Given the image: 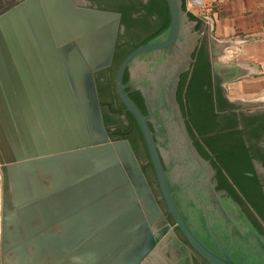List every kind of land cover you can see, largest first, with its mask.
<instances>
[{"label": "water", "instance_id": "water-1", "mask_svg": "<svg viewBox=\"0 0 264 264\" xmlns=\"http://www.w3.org/2000/svg\"><path fill=\"white\" fill-rule=\"evenodd\" d=\"M166 2L167 27L121 62L117 94L188 244L209 264H264V234L219 188L178 98L203 39L200 20L185 0ZM120 20L76 0H21L0 14L1 264H143L151 256L169 264L163 249L175 235L169 223L157 228L168 215L130 141L110 137L100 108L96 72L112 64ZM13 88L22 95V150L1 142L16 130L2 109Z\"/></svg>", "mask_w": 264, "mask_h": 264}, {"label": "flooded vegetation", "instance_id": "flooded-vegetation-1", "mask_svg": "<svg viewBox=\"0 0 264 264\" xmlns=\"http://www.w3.org/2000/svg\"><path fill=\"white\" fill-rule=\"evenodd\" d=\"M20 1L21 0H0V14L11 8L13 5H16ZM86 1L90 2L92 7L99 8V1ZM149 2L150 0H141L142 5ZM138 7L139 8L137 11L130 10V16L132 17L131 24L119 25V32L121 35H125L127 38L131 36H140L133 41H138L139 39L144 38L145 35L142 34V31H144L145 28L148 29L151 24H154L159 20V15L157 13L149 15L146 9L142 8L141 5ZM105 69L106 68L101 69L99 72H103ZM211 69L212 71L210 80L213 91V101L210 103L208 101V97L204 93L200 94V101L202 102L203 106L202 112L211 115L204 120V124L208 126L209 129L205 136H210L215 139V142L218 143V147H220L219 149H228V151L233 154H239L237 158H239L242 164L246 163L252 165V168L254 169L253 172L247 170H243L242 172L245 176L250 178L243 181L242 186L248 193V197L250 196L251 200L245 194H242L240 189L238 190V187L234 185L239 196H241L240 201H238L231 194L227 187H222L220 185V172L215 166L216 164H213L217 163L218 161V153L210 151L209 157L206 158L210 159L212 164L218 170L217 177L219 181V188H226L229 193L242 205L244 211L247 213L254 225L256 226L255 222L259 223L260 227L264 230V106L231 101L222 85L219 75L214 71L213 65ZM97 75L98 73H96V77ZM190 75L187 79L188 83L192 79ZM100 80L101 79L99 78V82ZM218 87L222 89L221 97L216 93ZM99 88L102 95V102L104 103V105H101L100 102L103 121L105 113L109 123L114 122L116 124L117 122L121 121L124 125H128L129 121L127 110L124 105V107H122V102L119 96L118 98L113 97L110 100L104 99L105 91L102 87ZM206 88L207 86H203V89ZM108 131L115 136L123 132L122 130H117V126H111L110 124ZM198 138H202V136H198ZM239 151L242 153H239ZM243 166L244 165H241V168ZM232 167L233 169H236L235 171H237L239 170L240 166H238L236 162ZM229 181L231 183V178H229ZM151 187L158 199V202L161 200L159 203L163 213L168 215L166 220L159 222L157 228H162L167 223H169L172 226V230L175 235V237L172 238L163 249V258L165 261H168L169 264H209L188 244L180 230L175 226L171 215L168 214L160 189L158 187L157 180L156 183H154V185L152 184ZM251 201L259 206L261 215L253 206ZM261 233L264 234V231ZM170 249H173L174 251L172 255H170Z\"/></svg>", "mask_w": 264, "mask_h": 264}, {"label": "trees", "instance_id": "trees-1", "mask_svg": "<svg viewBox=\"0 0 264 264\" xmlns=\"http://www.w3.org/2000/svg\"><path fill=\"white\" fill-rule=\"evenodd\" d=\"M99 3H105V6H99L101 9L106 10H113L118 11L121 13V20L120 24H131L132 17L130 16V10H138V6L141 5L142 8L146 9L148 14H155L157 13L159 15V20L156 21L154 24H151L148 29L145 28L144 31H142L143 34H145V37L142 39H139L138 41H126L125 43H121V40L123 39V35L118 32L117 36V42H116V48L114 51L113 61L111 66L106 68V71H110L113 74L112 79L114 80L116 72L121 64V62L124 60V58L135 48H137L142 43L146 42L148 39L152 38L153 36L160 33L162 30H164L168 23H169V12H168V6L166 0H150L149 3L142 5L141 0H117V1H99ZM191 14V13H190ZM191 16L194 19H197L198 17L191 14ZM202 20H200L199 28H201ZM194 63L191 66L190 71L184 73L181 78V82L179 85V91H178V98L182 105V109L184 112V115L187 117V123L189 127V131L191 135L193 136L195 140V144L198 147L199 151L204 155L205 157H209V152H216L217 154V163H213L219 170V181L220 185L222 187H227L231 194L240 201L241 196H239L236 188L237 186L238 190L242 192V194H245L248 197V193L245 191V189L242 186V182L250 179L247 176H245L242 172L243 170L247 171H254L251 164H242L237 158L239 154H233L228 151V149H219L218 143L215 142V139H213L210 136H205V134L208 132V126L204 124V120L211 115L206 114L202 112V102L200 101V94L204 93L208 97V101L211 103L213 101V91L211 87V71H212V63L211 58L208 52V49L204 43H200V46L194 53ZM99 72V71H98ZM96 72V73H98ZM191 74V75H190ZM191 76V81L188 83V77ZM96 85L98 90V95L100 98L101 105H104L102 102V95L100 93L99 88V78L96 77ZM112 80V81H113ZM129 80V73L126 72L124 77V82L126 83ZM108 85L111 87H114L115 84L111 82V78L108 79ZM203 86H207L206 89H203ZM129 91V89H127ZM217 95L221 97L222 89L220 87L217 88ZM130 97L138 104V106L142 109V111L146 114L147 110L144 104V99L138 90H134L129 93ZM114 98H118V95L116 94V91L114 93ZM207 100V99H206ZM120 101V100H119ZM121 103V102H120ZM122 107L123 104L121 103ZM205 111V110H204ZM128 114V125H117V130L123 131L121 134H118L117 136L112 135L110 133V137L113 140L116 139H123L126 138L130 141L135 154L140 161L141 167L152 186V181L149 177V171H151L154 175V170L149 158V154L141 133V130L133 117V115L127 111ZM109 121L106 118V114L104 113V125L107 130H109ZM198 136H202V138H198ZM140 146L144 151V160L147 162H142V156L140 155ZM239 153H242L239 151ZM234 162V163H233ZM237 162V165L240 166L239 170L235 171L236 169H233V165ZM241 165H244L241 168ZM229 178H231V183L229 181ZM250 199V196L248 197ZM251 200V199H250ZM264 201V200H263ZM161 202V200H159ZM253 203V206L256 208L258 213H261V210L259 206L251 201ZM261 215V214H260ZM256 226L259 228L261 232L264 230L260 227L259 223H256Z\"/></svg>", "mask_w": 264, "mask_h": 264}, {"label": "crops", "instance_id": "crops-1", "mask_svg": "<svg viewBox=\"0 0 264 264\" xmlns=\"http://www.w3.org/2000/svg\"><path fill=\"white\" fill-rule=\"evenodd\" d=\"M202 23L214 71L231 101L264 106V0H204Z\"/></svg>", "mask_w": 264, "mask_h": 264}, {"label": "rangeland", "instance_id": "rangeland-1", "mask_svg": "<svg viewBox=\"0 0 264 264\" xmlns=\"http://www.w3.org/2000/svg\"><path fill=\"white\" fill-rule=\"evenodd\" d=\"M76 1L82 5H91L90 2H88L86 0H76ZM100 5L105 6L106 4L105 3H99V6ZM202 23H203V21H202ZM143 35H145V34H143ZM137 37L138 36H134V37L131 36V37L127 38L125 35H123V39L121 40V43H125L126 41H133V40L137 39ZM202 40H201V42H202ZM97 77L101 79L99 82V87H102L103 90L105 91L104 99H109V100L112 99L113 95L116 91V87H114V90L112 87V90H111V87L108 85V79L111 78V82L115 84L116 75H115V78L113 80L112 79V77H113L112 72L104 70L103 72H98ZM12 91L15 95L11 94L9 92L4 93V98L6 99L5 102H7V103L2 109H3V112L6 114V116L9 115V119L11 120L13 125L15 126L16 130H15V132H12V131L3 132V136H4V139L6 140L7 147L9 146V148H11L12 150H14L15 148H17L18 150L19 149L22 150V95L17 94L16 88H13ZM20 91L21 90H19V93H20ZM10 98L11 99L14 98V100H12V103L9 104L8 101L11 100ZM121 124H123L121 121L117 122L116 124L114 122L110 123L111 126H117V125H121ZM19 126L21 129H19ZM144 154L145 153L140 146V155L142 156L141 161L147 162L146 160H144V156H145ZM149 177L152 181V184L154 185V183H156V177L151 171H149ZM1 197H2V175L0 172V204H1ZM0 264H1V259H0Z\"/></svg>", "mask_w": 264, "mask_h": 264}, {"label": "built area", "instance_id": "built-area-1", "mask_svg": "<svg viewBox=\"0 0 264 264\" xmlns=\"http://www.w3.org/2000/svg\"><path fill=\"white\" fill-rule=\"evenodd\" d=\"M185 8L204 23L212 22V10L205 4L204 0H185Z\"/></svg>", "mask_w": 264, "mask_h": 264}, {"label": "bare ground", "instance_id": "bare-ground-1", "mask_svg": "<svg viewBox=\"0 0 264 264\" xmlns=\"http://www.w3.org/2000/svg\"><path fill=\"white\" fill-rule=\"evenodd\" d=\"M58 1H59V0H58ZM67 18H68L69 21H71V22H73V23H76V18H75L74 15H72L71 18H70V16L68 15ZM67 18H66V19H67ZM64 31H65V33H69V31H68L67 29H65ZM0 138H1V136H0ZM4 140H5L4 138L1 139V142L4 143ZM5 142H6V141H5ZM155 262H156V259H154V258L151 256V257H148V259L145 260V261L143 262V264H156Z\"/></svg>", "mask_w": 264, "mask_h": 264}]
</instances>
